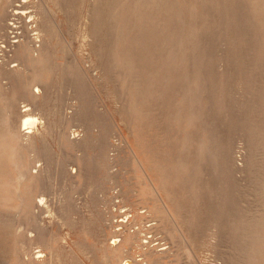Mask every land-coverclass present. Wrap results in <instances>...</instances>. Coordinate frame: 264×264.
Masks as SVG:
<instances>
[{"label":"rangeland","instance_id":"obj_1","mask_svg":"<svg viewBox=\"0 0 264 264\" xmlns=\"http://www.w3.org/2000/svg\"><path fill=\"white\" fill-rule=\"evenodd\" d=\"M0 264H264V0H0Z\"/></svg>","mask_w":264,"mask_h":264},{"label":"bare ground","instance_id":"obj_2","mask_svg":"<svg viewBox=\"0 0 264 264\" xmlns=\"http://www.w3.org/2000/svg\"><path fill=\"white\" fill-rule=\"evenodd\" d=\"M37 122H38V120L36 117H32L30 115H27L24 118L23 126H24V128H31V127L35 126L37 124Z\"/></svg>","mask_w":264,"mask_h":264}]
</instances>
